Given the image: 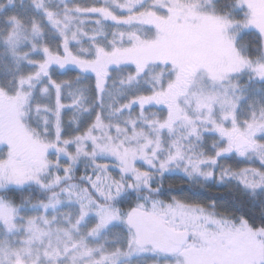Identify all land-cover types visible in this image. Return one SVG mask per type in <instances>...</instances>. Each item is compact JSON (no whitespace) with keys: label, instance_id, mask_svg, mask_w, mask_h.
I'll return each mask as SVG.
<instances>
[{"label":"snow or ice","instance_id":"1","mask_svg":"<svg viewBox=\"0 0 264 264\" xmlns=\"http://www.w3.org/2000/svg\"><path fill=\"white\" fill-rule=\"evenodd\" d=\"M0 264H264V0H0Z\"/></svg>","mask_w":264,"mask_h":264}]
</instances>
